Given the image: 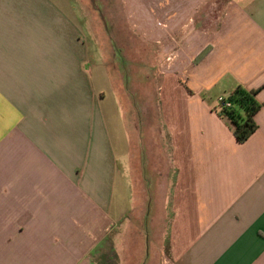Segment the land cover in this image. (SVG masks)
<instances>
[{
	"label": "crops",
	"instance_id": "0c3cea01",
	"mask_svg": "<svg viewBox=\"0 0 264 264\" xmlns=\"http://www.w3.org/2000/svg\"><path fill=\"white\" fill-rule=\"evenodd\" d=\"M132 223L173 264H264V0H0V264H106Z\"/></svg>",
	"mask_w": 264,
	"mask_h": 264
},
{
	"label": "rangeland",
	"instance_id": "374dc122",
	"mask_svg": "<svg viewBox=\"0 0 264 264\" xmlns=\"http://www.w3.org/2000/svg\"><path fill=\"white\" fill-rule=\"evenodd\" d=\"M219 14V13H218ZM217 14V15H218ZM216 15V16H217ZM120 23V20H119ZM131 64L125 62V59L121 58V54L118 53V66L119 68H127ZM135 68L141 70L142 68L148 69L151 73H157V64H150L142 66L141 64H133ZM140 76V75H138ZM152 76V74H151ZM141 84H147L146 80L138 79ZM153 89L157 92L155 84H152ZM143 211L138 209L137 216L141 217ZM120 226V225H119ZM149 231V230H148ZM144 228L143 224L132 223L129 226L123 225L118 229L119 239L117 249L112 247L108 248V253L104 257L106 264H139L143 258L145 262L148 259V255L151 254V264H173V259L170 252L168 240L164 238V229L158 230L156 228H150L148 232ZM109 245V243H108Z\"/></svg>",
	"mask_w": 264,
	"mask_h": 264
},
{
	"label": "trees",
	"instance_id": "16d2710c",
	"mask_svg": "<svg viewBox=\"0 0 264 264\" xmlns=\"http://www.w3.org/2000/svg\"><path fill=\"white\" fill-rule=\"evenodd\" d=\"M205 54L206 52L199 59ZM258 93L259 90H248L237 86L229 97L230 107L218 105L214 108L217 115L229 124L239 143L246 142L258 129L255 115L263 107V103L257 100Z\"/></svg>",
	"mask_w": 264,
	"mask_h": 264
},
{
	"label": "built area",
	"instance_id": "2783aa9c",
	"mask_svg": "<svg viewBox=\"0 0 264 264\" xmlns=\"http://www.w3.org/2000/svg\"><path fill=\"white\" fill-rule=\"evenodd\" d=\"M218 105L223 106V107H230L231 102L229 100V97H219L218 98Z\"/></svg>",
	"mask_w": 264,
	"mask_h": 264
}]
</instances>
